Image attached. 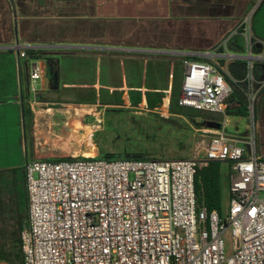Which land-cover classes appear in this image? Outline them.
<instances>
[{
  "label": "built area",
  "instance_id": "built-area-1",
  "mask_svg": "<svg viewBox=\"0 0 264 264\" xmlns=\"http://www.w3.org/2000/svg\"><path fill=\"white\" fill-rule=\"evenodd\" d=\"M246 32V55L264 62V43ZM256 43L261 52L254 55ZM18 51L20 58H30L26 49ZM223 58L186 65L179 106L222 115L217 127L196 130L191 158L94 156L26 164L24 264H264V158L258 155L255 136L244 139L230 132L228 77L236 80L229 65L237 59L229 54ZM247 63L246 96L253 121L255 63ZM44 74V66L32 62L33 102L39 100ZM202 160L231 164L224 216L198 205L196 174Z\"/></svg>",
  "mask_w": 264,
  "mask_h": 264
},
{
  "label": "crops",
  "instance_id": "crops-1",
  "mask_svg": "<svg viewBox=\"0 0 264 264\" xmlns=\"http://www.w3.org/2000/svg\"><path fill=\"white\" fill-rule=\"evenodd\" d=\"M259 1L0 0V108L18 112L26 164L78 154L73 140L93 137L84 117L107 109L103 96L130 109L176 110L175 79L179 106L188 62L246 55V31L264 43L259 16L250 23ZM18 48L40 53L20 58ZM34 61L45 69L37 102L29 93ZM23 208L18 196L9 206L0 199V230L12 231Z\"/></svg>",
  "mask_w": 264,
  "mask_h": 264
},
{
  "label": "rangeland",
  "instance_id": "rangeland-1",
  "mask_svg": "<svg viewBox=\"0 0 264 264\" xmlns=\"http://www.w3.org/2000/svg\"><path fill=\"white\" fill-rule=\"evenodd\" d=\"M258 16V20L264 26V0H260L252 10L250 23L252 24ZM245 54H249L248 46ZM257 62L262 61H253V64ZM256 82L254 89L255 93L257 92V101L253 121H250L249 117L232 115L229 116V128L230 132L244 139L251 135L255 136L258 155L264 158V91L262 92L263 89L260 88L264 83L257 80ZM180 88L181 77H176L173 107L177 109L172 108L169 112L153 110L149 104L143 107L145 111L130 109L126 103L115 100L114 96H103L99 102L107 104V109H98L84 117L85 123L93 126V137L73 140L75 150L80 152L68 157L99 158L110 155L144 154L160 159L191 158L197 139L196 130L210 128L199 123H204L205 117L222 119V115L179 107L175 98L180 93ZM89 96L97 97L96 94ZM96 113L101 114L97 116ZM17 118L18 112H15L14 108H0V120H3L1 126L3 131L0 129V199L9 206L10 199L18 196L24 207L27 195L23 167L27 157L25 141L18 129ZM5 126H8L9 131H4ZM26 129L28 132V124Z\"/></svg>",
  "mask_w": 264,
  "mask_h": 264
},
{
  "label": "trees",
  "instance_id": "trees-1",
  "mask_svg": "<svg viewBox=\"0 0 264 264\" xmlns=\"http://www.w3.org/2000/svg\"><path fill=\"white\" fill-rule=\"evenodd\" d=\"M244 52L241 46H238ZM254 54L261 52L259 44H254L252 49ZM30 57H38L40 52L28 50ZM229 72L233 79L228 77L232 87V93L226 100V113L229 116L236 115L244 118L249 117L248 100L246 92L248 90V63L245 60H236L229 65ZM254 77L257 81H264V63L254 64ZM264 91V88L262 92ZM256 114V108H255ZM221 118L205 117L204 124L207 127H217ZM107 160H158L157 157H148L144 154H124L99 156ZM74 160L76 158H63L57 160ZM231 164L219 161L202 160L198 163L196 174V194L199 207H205L209 212L216 211L220 216L225 214V204L228 200L229 176ZM27 204V205H26ZM23 210L27 213H20L16 225L12 231L0 230V264H24V254L21 243V232L27 224L28 218V198Z\"/></svg>",
  "mask_w": 264,
  "mask_h": 264
},
{
  "label": "water",
  "instance_id": "water-1",
  "mask_svg": "<svg viewBox=\"0 0 264 264\" xmlns=\"http://www.w3.org/2000/svg\"><path fill=\"white\" fill-rule=\"evenodd\" d=\"M41 48L42 47H45V46H40ZM233 57L237 60H252V61H261V58L259 57H256V56H248V55H233Z\"/></svg>",
  "mask_w": 264,
  "mask_h": 264
},
{
  "label": "bare ground",
  "instance_id": "bare-ground-1",
  "mask_svg": "<svg viewBox=\"0 0 264 264\" xmlns=\"http://www.w3.org/2000/svg\"><path fill=\"white\" fill-rule=\"evenodd\" d=\"M87 134H90V129L87 130Z\"/></svg>",
  "mask_w": 264,
  "mask_h": 264
}]
</instances>
